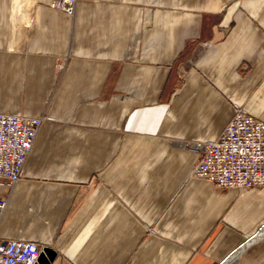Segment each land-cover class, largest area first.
<instances>
[{
    "label": "crops",
    "instance_id": "crops-1",
    "mask_svg": "<svg viewBox=\"0 0 264 264\" xmlns=\"http://www.w3.org/2000/svg\"><path fill=\"white\" fill-rule=\"evenodd\" d=\"M0 0V112L45 113L0 238L50 264H264V187L190 176L240 106L264 121V0Z\"/></svg>",
    "mask_w": 264,
    "mask_h": 264
},
{
    "label": "built area",
    "instance_id": "built-area-1",
    "mask_svg": "<svg viewBox=\"0 0 264 264\" xmlns=\"http://www.w3.org/2000/svg\"><path fill=\"white\" fill-rule=\"evenodd\" d=\"M76 0H52L50 6L71 13ZM45 113L29 116L0 112V179L13 184L23 166ZM200 156L190 176L217 188L264 187V121L235 106L232 115L213 139L187 143ZM0 198V212L5 205ZM264 234V223L236 249ZM44 246L31 240L0 238V264H36Z\"/></svg>",
    "mask_w": 264,
    "mask_h": 264
},
{
    "label": "water",
    "instance_id": "water-1",
    "mask_svg": "<svg viewBox=\"0 0 264 264\" xmlns=\"http://www.w3.org/2000/svg\"><path fill=\"white\" fill-rule=\"evenodd\" d=\"M55 258V253L48 247H44L39 253L36 264H50Z\"/></svg>",
    "mask_w": 264,
    "mask_h": 264
}]
</instances>
